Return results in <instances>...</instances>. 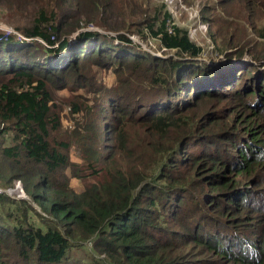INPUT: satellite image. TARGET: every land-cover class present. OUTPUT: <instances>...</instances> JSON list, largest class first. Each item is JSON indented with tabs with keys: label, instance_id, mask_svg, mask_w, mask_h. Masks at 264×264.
<instances>
[{
	"label": "trees",
	"instance_id": "16d2710c",
	"mask_svg": "<svg viewBox=\"0 0 264 264\" xmlns=\"http://www.w3.org/2000/svg\"><path fill=\"white\" fill-rule=\"evenodd\" d=\"M138 3L137 8L131 9L130 3L121 0H0L3 22H20L14 25L17 34L34 44L9 49L17 46L15 43L21 44V40H15L16 35L9 32L0 34L4 45L3 49L0 46V187H12L20 180L28 195L11 198L0 194V264H188L182 258L187 254L181 245L186 238L181 236L182 240L176 241L172 230L161 224L162 218L178 223L184 217L202 223L199 233L207 234L203 235L207 242L197 240L199 245L217 252H225L226 246L241 256V261L264 264V254L256 249L257 240L252 243L246 237L253 250L247 254L249 258H242L246 253L238 249L239 241L232 237L224 219L217 216L219 209L204 202L216 200L219 194L213 190H228L223 205L233 210L250 201L248 190L230 179L213 185L211 191L198 193L195 189L202 190V181L197 179L218 177L219 172L209 177L197 176L190 167L194 164L196 168L197 159L202 158L201 165L213 163L211 167L220 173L226 170L218 157L223 155L222 150L212 153L213 148L205 149L211 153L200 157H195V151L201 143L217 148L224 142L217 143L221 137L225 139L227 133L236 131L228 123L212 125L208 119L203 123V113L198 114L199 109L187 101V96L194 99L199 94L205 98L204 94L212 96L211 91L217 86H227L230 81V85H237V73L218 64L194 61L201 48L190 40L185 29L175 24L166 2ZM218 4L223 10L225 5H238L234 10H238L243 21L247 19L243 30L237 23H230L234 32L227 39L255 60L264 56V46L259 49L248 32L255 24L251 22L256 15L253 10H264V0H220ZM228 12L224 11L230 20ZM5 13L10 14L8 19ZM211 25L215 28L214 22ZM87 26L96 29L80 30ZM75 31L79 39L73 42L69 36ZM130 36L154 43L176 56L168 55L159 63L154 56L133 49ZM116 39L117 49L113 51L108 41ZM121 44L131 46V53H123ZM41 52L45 60L50 54L55 61L45 63L39 70L31 62L20 63ZM125 54L130 56L117 58ZM93 58L102 59L103 68L110 69V62H117L119 67L115 86L108 88L102 82L89 89L99 106L106 100V106L114 108V119L108 128L114 134L109 140L105 130L90 124L92 136H80L85 167L92 171L94 181L76 191L69 178L81 179L83 175L69 158L71 143L62 139L60 117L47 77L57 75L58 88L87 89L90 81L85 68L87 63L93 64ZM131 67H142L143 71L133 79L126 78L124 70L131 71ZM219 73L225 76L212 78ZM252 86L247 80L240 89L248 87L252 95ZM217 90L223 91L221 86ZM108 92L113 93L107 95ZM72 105L73 112L87 107ZM126 125L137 131L122 136L120 128ZM116 132L119 134L113 151ZM91 137L93 143L89 144ZM114 152L123 154L124 163L108 168L104 162H109ZM259 155L252 158L250 153L239 151L242 166L238 172L246 177L258 170L264 164V155ZM254 210L261 212L253 232L264 242V205ZM79 249H84L86 257L71 260L72 250Z\"/></svg>",
	"mask_w": 264,
	"mask_h": 264
},
{
	"label": "rangeland",
	"instance_id": "374dc122",
	"mask_svg": "<svg viewBox=\"0 0 264 264\" xmlns=\"http://www.w3.org/2000/svg\"><path fill=\"white\" fill-rule=\"evenodd\" d=\"M121 1L122 3H124L125 1L127 3H130L128 6L131 9L137 8L139 6V0ZM150 1L151 3L155 4H159L161 2V0ZM163 1L166 2V9L169 10L172 18L175 21V24H177L180 28L185 29L190 40L194 44H196V46H199L201 48L199 54H196L199 55L198 57L200 58V60L195 59L194 61H199L201 63L207 64L218 62V65L222 69L225 68L227 69L226 71L235 70L237 73L236 75H234L236 76L237 85H230L231 81L227 86L220 85L223 90L222 92H218L217 88H219L220 86H217L215 87V91H211V94H213L212 96L210 94H204L205 98H202L198 94L194 99L187 96V101L193 102L194 105L199 109L200 112L198 114L200 115L203 113V116H201L200 118L203 123L206 122V119H208V121L212 123V125L219 123H228L231 126L233 125L232 128H234V130L236 131L235 134H232L231 132L227 133L225 139L221 137V139L218 140L217 143H221L223 140L224 142L217 148L215 145L211 146L207 143H201V148L195 151V157H200L201 155L210 154L211 152L213 153L215 149L216 151H218V153H220L222 150L224 152L223 155H218V157H220V159L222 158L221 162L226 165V170H222L220 173L219 170L213 169V167H211L212 165H214L213 163H211V166L210 164L201 165L200 163L203 162L202 158L197 159V162L199 161V164L196 168H194V164H191L190 167L195 169L194 172L197 176L203 174L209 177L212 173L216 174L219 172L218 177H203L197 179L202 181L201 183L196 182V184L200 183L202 189H195V191L198 193L204 194L205 190L211 191L214 187L213 185H222L230 179L237 182V186H241L242 188L244 187V189L248 190V194L251 195L250 201H247L246 204L241 205L240 207L233 210L226 209L223 205V203L225 202L224 198L227 196L225 192L228 190L222 192V189L217 188L213 190L214 193L219 194L215 196L216 200H206L204 202L205 205L212 203L217 210L219 209L220 213H218L217 216L224 219L225 226L231 229L229 231L232 233V237L239 241V246L242 247V243L244 241L243 252L246 254L242 255V258H249L247 254H251L253 250L249 246V243H255V240H257L256 249L261 255H263L264 242H260L259 236L256 235L253 230L255 226L258 225L259 213L261 212L254 210V207L257 206L261 209L264 205V201L262 199V197H264V164H260V166L258 165L260 167L258 170L244 177L238 172L240 169L239 167L242 166V164L241 159L237 156V153L239 151H246L251 154L252 158L260 156L259 154L264 155V56H261L259 60H255L252 54L248 52H242L238 48L239 45H236L233 42L231 43L230 40L227 39L228 34L234 32V27L230 28L229 26L230 23H232L233 25L234 23H237L238 27H242V30L247 25V23H245L247 19L243 21L238 10H234L235 8H233L234 6L238 5H225V10H223V6H220L218 4L220 3V0ZM142 7H144V5ZM213 8H215V10H212ZM224 11H229L228 13L231 15L229 17L230 20L226 19V14L224 13ZM253 11L256 15L251 18V22L255 24L253 29L251 27L248 29V32L250 37H252L254 41L258 43L257 46L259 47V49H261L260 46H264V37L261 36V33H264V10L257 8ZM7 15L10 14L5 13V16L8 19L10 16ZM242 15L248 17L244 14ZM133 19L134 16L132 17V20ZM211 22L215 23V28L211 25ZM6 23L3 22L2 18L0 17V34L9 32L8 34L16 35L15 40H23L21 44H16L17 46H9V49H18L20 46L34 45L30 41L23 39L20 35L17 34L19 32L14 29V25H18L20 22L15 20L13 24ZM223 25L226 28H224ZM219 26H222V28L219 29ZM92 29L96 28L87 26L81 28L80 30ZM216 29L219 31V33L216 31ZM70 35H74L75 37L78 35V31H75ZM74 37L71 38V41L73 42L79 39L77 37ZM130 37L133 41V49H140L141 51L147 53L149 56H154V58L159 63L164 61L168 55L176 56L175 54L170 53L163 48H160V46H157L154 43L145 42L139 39L137 36ZM220 37H223L225 40H222ZM117 41V39L108 41L109 44L112 43V46L110 47L113 49V51L117 49L115 48V44L118 43ZM226 44H228L229 46H226ZM121 45L123 46V52L132 49L131 46H124V44ZM0 46L3 49L4 45L1 43V41ZM56 46L57 45H53L52 47ZM0 53L2 52L0 51ZM60 53H65V51H60ZM112 54L115 55L113 52ZM36 55H30L27 58V61L22 60L20 61V63L31 62V66L36 67L39 70L41 66L45 65V63H52L55 61V59L52 60L50 54H48L47 60H45L43 52ZM129 56V54H125L121 57L117 56V58ZM76 58L79 57L76 56ZM102 63L103 60L100 58H93V64L87 63L88 65L85 69L86 74L89 75L90 81V85L87 89L84 88L76 91L72 88L67 89L68 87L58 88V80L60 78L57 75H51L47 77L49 81L48 86L52 93V102L53 104L57 105L55 109L57 110L60 117V130L63 134L62 139H66L71 143L68 152L69 158L71 162L75 163L79 167L78 169L79 171H81L79 172L81 173L80 175H83V177L81 176V179L76 177L69 178L70 185L76 191L82 190L87 184L94 181L92 171L89 172L87 170V167H85L86 165L83 158L84 156L82 154V150H80L82 148L80 136L84 134L92 136V132L89 129L90 124L96 129L97 127H100V130H104V125L109 122V119L111 117V111L109 107L106 106V100L102 101L99 106L98 102L94 98V92L89 91L90 88L92 90L93 86H95L96 84L99 85L102 82H104V86L108 88L115 86L117 83L118 77L116 74V69L119 68L117 62H108L109 64H111L110 69L103 68L104 66L102 65ZM133 67H131V71L129 70L130 68L124 70V76L126 78L133 79L134 77H137L138 73L143 71L142 67ZM213 71L214 70H212V73ZM221 74L222 73H219L216 76H212V78H216L217 76H225L224 74ZM250 78H253L254 80L252 81L250 80ZM247 80L253 85L252 87L255 91V94L251 95V90L248 87H246V89H240L243 83ZM117 86L123 87V85ZM100 88H102V85L99 87V89ZM110 93L113 92H108L107 95H109ZM220 93L222 94L220 95ZM199 99L200 101H198ZM173 101L179 104V102H177L175 99ZM73 103H77L78 105L83 104L87 107H83L84 109L82 111L73 112ZM102 103L104 104L102 105ZM170 106L171 105H169L168 107ZM88 108H90V111L87 110ZM135 116L136 114L134 115V117ZM86 126H88L87 130H85ZM120 129H122V136H128L137 131L136 128L129 125L122 126ZM111 132L112 131L109 130L105 131L106 137L109 140L113 139L114 133ZM118 134L119 133L117 132L115 133L114 145L112 148L113 151L116 147V138ZM230 138H232L233 141H230ZM92 143L93 138L91 137L89 139V144ZM197 146L198 144L195 146V148ZM211 148H213L214 150H212ZM235 148L239 149V151L236 152ZM205 149H211L212 151L210 150L211 152L206 153ZM233 156L236 160H233ZM123 157V154L114 152L113 155L109 157V162L105 160L106 162H104V165H108V168H111L115 165H119L120 163H124ZM115 158H118V160H116ZM223 159H225V161H223ZM17 181H15V183H19L20 188L13 190L12 195L17 197V194H19V196H24V198H27L28 195L23 189L22 182L20 180ZM7 188L12 189L14 188V185ZM249 197L250 196H248L247 198ZM257 200H259L258 203H256ZM36 205L35 207L39 209ZM198 211L201 214V210L199 209ZM44 216L47 215H43V217ZM37 218H39L38 215ZM162 220L163 221H161V224L168 226L172 230L173 237L177 238L176 241H181V236H184V238H186L182 241L181 245L184 248L183 252H187V254L182 258L189 261L188 264H251L250 262L241 261V256H237L236 253H233L232 249L229 247L224 246L225 252H222V250L220 252H217L216 250L210 251L207 247L199 245V240H201L202 243H205V241L207 242V237L203 236L207 234H203L202 232L199 233L203 225L197 220H195L194 223L187 217H184L178 223L176 222V220L171 221L170 218H162ZM242 231H244L246 234L242 233ZM246 237L251 242L247 241ZM226 238L227 237H224V241H226ZM229 250H231V252H229ZM83 251L84 249L72 250L71 260H73L74 258L76 259V257H86V253H84ZM96 257L98 256L96 255ZM261 259L262 256L259 260Z\"/></svg>",
	"mask_w": 264,
	"mask_h": 264
},
{
	"label": "built area",
	"instance_id": "2783aa9c",
	"mask_svg": "<svg viewBox=\"0 0 264 264\" xmlns=\"http://www.w3.org/2000/svg\"><path fill=\"white\" fill-rule=\"evenodd\" d=\"M19 182V181H17ZM19 183H15L14 184V188H3V187H0V194H6L7 196L11 197V198H24V196H19V194H17V197L16 196H13L12 195V191L13 190H16V189H19Z\"/></svg>",
	"mask_w": 264,
	"mask_h": 264
},
{
	"label": "clouds",
	"instance_id": "9594fccd",
	"mask_svg": "<svg viewBox=\"0 0 264 264\" xmlns=\"http://www.w3.org/2000/svg\"><path fill=\"white\" fill-rule=\"evenodd\" d=\"M23 39H26V38H23ZM20 42H23L22 40L20 41ZM42 43H44V42H42ZM15 45H16V43H15ZM123 53H128V51H125V52H123ZM107 103V102H106ZM109 109H110V111H111V117H110V119H109V122L108 123H106V125H104V130L106 131V130H109L108 128H109V125H111V123L113 122V119H114V116H113V107H111L110 105H109ZM243 246H244V243H242V247L241 246H239L238 245V249L240 250H242L243 251Z\"/></svg>",
	"mask_w": 264,
	"mask_h": 264
},
{
	"label": "water",
	"instance_id": "95a60500",
	"mask_svg": "<svg viewBox=\"0 0 264 264\" xmlns=\"http://www.w3.org/2000/svg\"><path fill=\"white\" fill-rule=\"evenodd\" d=\"M75 34H77V33H75ZM75 34H74V35H75ZM74 35H72V36L70 35V36H69V38H70V39H71V38H73V37H74ZM76 37L78 38V37H79V35L75 36L74 38H76ZM193 59H199V60H200V58H199L198 56H196V57H195V58H193ZM212 64H218V62H216V63H212Z\"/></svg>",
	"mask_w": 264,
	"mask_h": 264
}]
</instances>
